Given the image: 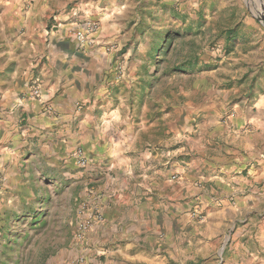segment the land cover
<instances>
[{
	"label": "rangeland",
	"instance_id": "obj_1",
	"mask_svg": "<svg viewBox=\"0 0 264 264\" xmlns=\"http://www.w3.org/2000/svg\"><path fill=\"white\" fill-rule=\"evenodd\" d=\"M50 1L61 18L46 17L48 25L62 23L59 28L77 40L78 33L88 31L87 23H94L90 41L81 43L111 53L98 97L104 108L95 122L101 148L115 134L128 137L127 152L157 150L160 163L170 161L160 177L168 173L173 182L169 187L177 193L178 181L186 175L205 179L211 174L241 182L254 176L256 182L244 184L240 194L247 187L259 192L264 184L262 164L252 170L233 168L223 175L225 170L201 167L199 162L219 158L218 144L224 147L223 155L237 148L233 132L218 136L230 116L264 115V107L258 106L264 92V0H91L99 12L94 8L90 15L78 11L88 0ZM117 7L124 11L103 19ZM4 67L0 57V69ZM8 89L11 72L5 71L0 73V90ZM9 107L0 106L4 114ZM112 110L120 115L114 130L106 122ZM3 126L0 173L6 181L0 183V264H71L83 255L77 249L81 240L75 239L81 205L100 207L98 196L110 173L106 158L81 147L63 152L49 144L53 137L39 144V138L22 136L17 147L23 155L22 179L11 199V120ZM254 129L256 147L263 151L264 128L249 122L235 135ZM77 154L84 160L81 165ZM26 156L30 161L23 159ZM253 203L259 225L264 200Z\"/></svg>",
	"mask_w": 264,
	"mask_h": 264
},
{
	"label": "crops",
	"instance_id": "obj_2",
	"mask_svg": "<svg viewBox=\"0 0 264 264\" xmlns=\"http://www.w3.org/2000/svg\"><path fill=\"white\" fill-rule=\"evenodd\" d=\"M53 11L50 0H0V40H4L0 57L5 65L0 73L11 72V89L0 90V106H10L8 114L0 108V132L3 123L11 120V199L16 198L15 186L22 179L23 155L17 149L21 137L39 138V144L53 137L54 143L49 144L63 152L81 147L84 152L93 149L103 154L110 171L98 196L102 220L77 246L86 264H264V217L257 225L259 210L253 203L264 200V184L257 194L248 187L240 194L244 184L251 185L257 178L241 182L237 177L186 175L178 181L177 193L169 187L173 182L168 173L160 177L170 161L160 163L157 150L127 152L128 137L115 134L101 148L95 122L104 108L98 97L111 53L77 41L59 28L62 23L48 25L46 17L61 18ZM33 86L41 89V98L31 96ZM86 116H91L87 122ZM261 118L263 114L230 116L218 136L222 139L233 132L237 148L223 155L224 147L218 144L221 156L199 165L225 170L223 175L233 168L264 167V150L256 147L257 129L235 135L249 122L264 128ZM114 124L117 121L112 122V130Z\"/></svg>",
	"mask_w": 264,
	"mask_h": 264
},
{
	"label": "built area",
	"instance_id": "obj_3",
	"mask_svg": "<svg viewBox=\"0 0 264 264\" xmlns=\"http://www.w3.org/2000/svg\"><path fill=\"white\" fill-rule=\"evenodd\" d=\"M87 28L88 31L77 34V40L80 42L90 41L89 37L96 31V25L94 23H87ZM29 93L31 96L36 98H41L42 96L41 89L38 86H33ZM77 157V162L80 165L83 164L84 160L78 154ZM79 213L81 216H79L76 224L75 239L82 240L84 239L86 233L95 225V223L102 220V212L98 205L85 208L84 204H82ZM71 264H86V259L81 255L75 258Z\"/></svg>",
	"mask_w": 264,
	"mask_h": 264
},
{
	"label": "clouds",
	"instance_id": "obj_4",
	"mask_svg": "<svg viewBox=\"0 0 264 264\" xmlns=\"http://www.w3.org/2000/svg\"><path fill=\"white\" fill-rule=\"evenodd\" d=\"M195 6L196 5L193 4V7H195ZM94 8L99 12L98 6L92 4L91 0H88L87 3H83V2L81 3L78 11H83L85 13V15H90ZM123 11H124L123 7H117L114 10H112L111 12L103 15V19L110 20V19L113 18L114 14H119V13H122ZM73 14H75V12ZM113 27L115 28L114 25H113ZM258 106L259 107H264V97L260 98V100L258 101ZM110 115H111V120L110 121H106L107 123H112L114 121H120V115H119L118 111H114ZM89 119H91V116H86L85 117V122H87V120H89Z\"/></svg>",
	"mask_w": 264,
	"mask_h": 264
},
{
	"label": "trees",
	"instance_id": "obj_5",
	"mask_svg": "<svg viewBox=\"0 0 264 264\" xmlns=\"http://www.w3.org/2000/svg\"><path fill=\"white\" fill-rule=\"evenodd\" d=\"M198 62L195 60V62H194V64L193 65H195V64H197ZM36 222H38V220L36 219V220H34L32 223H36Z\"/></svg>",
	"mask_w": 264,
	"mask_h": 264
}]
</instances>
